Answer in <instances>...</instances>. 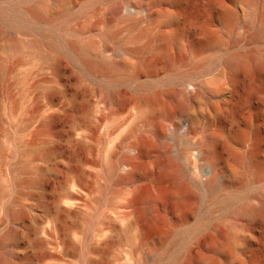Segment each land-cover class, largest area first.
Returning <instances> with one entry per match:
<instances>
[{"label":"rangeland","instance_id":"374dc122","mask_svg":"<svg viewBox=\"0 0 264 264\" xmlns=\"http://www.w3.org/2000/svg\"><path fill=\"white\" fill-rule=\"evenodd\" d=\"M152 1L146 20L127 0H0V264H264V0ZM197 86L240 169L211 195L164 141L163 110Z\"/></svg>","mask_w":264,"mask_h":264},{"label":"bare ground","instance_id":"6f19581e","mask_svg":"<svg viewBox=\"0 0 264 264\" xmlns=\"http://www.w3.org/2000/svg\"><path fill=\"white\" fill-rule=\"evenodd\" d=\"M128 3L132 6H138L139 8H143L146 13V20L151 19V6L153 4L152 0H127ZM53 7L54 9L58 10V0H53ZM115 8L112 12V14H115ZM28 13L35 18L38 21L41 22H48L49 20H45L42 18V16L35 10L33 6H31L28 9ZM53 21L52 19H50ZM165 39H169L171 36L166 35L164 36ZM264 38V26L260 28L259 30H256L250 34L249 40L252 42H255L259 39ZM107 49L103 50V53H105ZM118 65V64H117ZM232 65L235 67H240L245 65L244 60H238L233 59ZM210 102V99L204 97L202 94V88H195L193 89V93L187 92L183 99L177 103H175L173 106L168 107L163 110L162 117L165 124H169L175 120L178 116L186 117L189 120L191 132L195 134H199L200 137L206 142V148L203 150L205 154H209L210 157L213 159V175L212 177L202 186L203 190L207 193V195H211L218 183V177L220 173L224 174H232L234 172L240 171L238 167L237 161L234 162V166L231 167L226 161H223L219 157H217L214 153V146L216 145V138L210 133V130L206 124V118L205 114L201 110L202 105L208 106ZM163 135V127L158 126L155 128V138L158 144L160 157L162 159L163 167H164V173L165 175L171 180L173 184L176 185L178 192L174 194V199L177 201V203L184 207L186 202L188 203V199L193 197L195 195V190L190 187V185L184 180L183 174L181 169L177 164L172 162L169 159L168 156V150L169 148L166 145H162L160 143V140ZM136 147L139 148V159H140V153L142 149H144V145L142 141L139 139L135 143ZM141 150V151H140ZM234 154V153H233ZM235 158V154L233 155ZM236 159V158H235ZM131 161V160H129ZM254 165V161L251 159L248 161V166ZM264 172H259L257 174V177H263ZM126 177H123L122 179H126ZM227 183L226 181L223 182V186H225ZM160 200V198L155 200H150L147 202V205L151 206L154 203H157ZM153 220V219H151ZM214 249L219 250L224 258H228L232 254V249L227 245L226 241L223 239L220 241ZM201 263V261H196L195 264Z\"/></svg>","mask_w":264,"mask_h":264},{"label":"built area","instance_id":"2783aa9c","mask_svg":"<svg viewBox=\"0 0 264 264\" xmlns=\"http://www.w3.org/2000/svg\"><path fill=\"white\" fill-rule=\"evenodd\" d=\"M164 141L172 155L179 156L186 152L185 163L199 181L204 183L212 177V161L203 152L202 140L191 132L190 123L186 117H177L166 125Z\"/></svg>","mask_w":264,"mask_h":264},{"label":"water","instance_id":"95a60500","mask_svg":"<svg viewBox=\"0 0 264 264\" xmlns=\"http://www.w3.org/2000/svg\"><path fill=\"white\" fill-rule=\"evenodd\" d=\"M45 225V220L43 217H40V220H38L36 223H35V228H36V231L37 233H41L43 227Z\"/></svg>","mask_w":264,"mask_h":264}]
</instances>
